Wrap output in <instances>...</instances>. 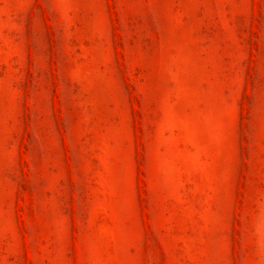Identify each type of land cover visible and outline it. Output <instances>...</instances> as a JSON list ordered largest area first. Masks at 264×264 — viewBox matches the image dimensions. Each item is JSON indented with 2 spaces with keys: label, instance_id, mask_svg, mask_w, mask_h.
<instances>
[{
  "label": "rangeland",
  "instance_id": "obj_1",
  "mask_svg": "<svg viewBox=\"0 0 264 264\" xmlns=\"http://www.w3.org/2000/svg\"><path fill=\"white\" fill-rule=\"evenodd\" d=\"M0 264H264V0H0Z\"/></svg>",
  "mask_w": 264,
  "mask_h": 264
}]
</instances>
